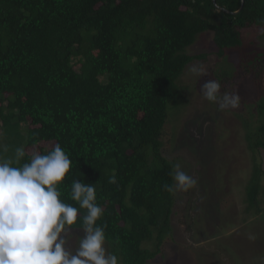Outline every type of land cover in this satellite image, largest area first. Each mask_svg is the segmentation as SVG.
Segmentation results:
<instances>
[{"label": "trees", "instance_id": "trees-1", "mask_svg": "<svg viewBox=\"0 0 264 264\" xmlns=\"http://www.w3.org/2000/svg\"><path fill=\"white\" fill-rule=\"evenodd\" d=\"M241 6V0H0V158L23 147V164L34 151L47 154L59 144L71 161L59 198L78 207L72 182L94 184L103 209L97 224L119 264H152L175 238L179 196L165 185L175 183L178 162L164 150L177 144V126L168 124L187 107L193 86L183 85L186 70L209 57L189 48L213 34L218 61L208 77L221 83V93L232 92L238 71L263 82L264 47L244 31L264 28V0ZM256 105V117L242 120L253 165L241 208L222 206V196L183 208L192 229L204 214L218 230L216 244L232 241L234 247L223 243L232 264H264V169L256 157L264 149V96Z\"/></svg>", "mask_w": 264, "mask_h": 264}, {"label": "rangeland", "instance_id": "rangeland-1", "mask_svg": "<svg viewBox=\"0 0 264 264\" xmlns=\"http://www.w3.org/2000/svg\"><path fill=\"white\" fill-rule=\"evenodd\" d=\"M263 31L264 28L253 27L246 29L244 34L247 39L255 38L256 46L264 47V36L261 35ZM215 50L211 32L201 35L188 50L191 53H209L207 61L189 66H203L207 75L197 77L189 71L190 68L186 70L182 78L183 85L198 87L188 88L189 92L185 95L188 99L186 109L181 114H175L170 120V129L177 126V144H169L164 151L168 157L176 158L181 169L196 179L197 184L186 192L177 191L179 212L173 215L175 238L166 242L164 256L154 260L152 264H232L223 245L228 243L234 247L230 243L232 241L224 240L216 244L214 238L215 231L218 230L207 224L208 218L204 214H201L203 222L192 229L191 225L185 222L183 208L189 200L203 206L205 198L206 201L209 198L216 201L219 196L227 199L222 206L227 207L231 202L235 206L233 208H241L239 204L242 203L244 182L253 165V154L245 139L246 132L242 120L249 121L251 115L256 117V103L264 96V79L260 83L253 76H245L238 71L231 91L239 94L240 106L236 109L218 110V106L204 99L200 91L204 82L212 80L208 73L218 61ZM213 147L217 149V154L211 151ZM256 157L264 169V149H260ZM195 213L196 210L194 215ZM225 218L219 222L228 221ZM83 235L82 229H73L69 247L74 250L78 246L79 237ZM204 235L207 238L201 237ZM236 241L240 243L242 239L238 237ZM105 247L109 251L106 245Z\"/></svg>", "mask_w": 264, "mask_h": 264}, {"label": "clouds", "instance_id": "clouds-1", "mask_svg": "<svg viewBox=\"0 0 264 264\" xmlns=\"http://www.w3.org/2000/svg\"><path fill=\"white\" fill-rule=\"evenodd\" d=\"M189 71L197 77L207 75L203 66ZM221 87L213 79L200 91L220 111L238 108L239 94L221 93ZM25 155V149L18 147L14 157L0 158V264H119L117 255L105 247L104 227L97 224L103 209L96 202L94 184L72 182L70 199L78 207L59 198V185L71 167L64 149L56 144L47 154L34 151L21 164ZM174 168L175 183L165 185L168 192H186L197 184L179 164ZM78 224L84 235L73 250L69 240Z\"/></svg>", "mask_w": 264, "mask_h": 264}, {"label": "water", "instance_id": "water-1", "mask_svg": "<svg viewBox=\"0 0 264 264\" xmlns=\"http://www.w3.org/2000/svg\"><path fill=\"white\" fill-rule=\"evenodd\" d=\"M242 1V6H243V4H244V0H241ZM213 2L216 4V0H213ZM242 6H241V8H242ZM241 10V9H240ZM239 11V10H238ZM237 11H233V13H236Z\"/></svg>", "mask_w": 264, "mask_h": 264}]
</instances>
